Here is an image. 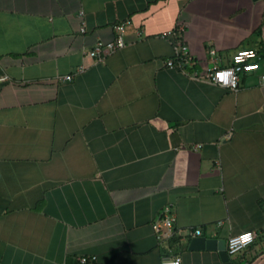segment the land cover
<instances>
[{
  "label": "crops",
  "instance_id": "1",
  "mask_svg": "<svg viewBox=\"0 0 264 264\" xmlns=\"http://www.w3.org/2000/svg\"><path fill=\"white\" fill-rule=\"evenodd\" d=\"M177 26L192 65L167 64ZM241 48L261 66L237 91L201 78ZM263 73L264 0H0V264H225L192 238L246 230L231 260L264 264Z\"/></svg>",
  "mask_w": 264,
  "mask_h": 264
},
{
  "label": "built area",
  "instance_id": "2",
  "mask_svg": "<svg viewBox=\"0 0 264 264\" xmlns=\"http://www.w3.org/2000/svg\"><path fill=\"white\" fill-rule=\"evenodd\" d=\"M129 20H123L114 25L116 36L113 40L110 41H104V40H98L94 44V46L87 52V55L93 60L97 62H103L106 60V58L111 55L112 53L123 49L127 45L126 41V34H127V25H129ZM82 32L85 31V27L81 28ZM185 28L184 26H177L173 27L172 29H169L167 31H164L161 36L168 38L172 37L175 38V59H170L168 61L169 67H184L187 65H192L195 63V59L189 49V46L187 43L183 40V32ZM247 53L251 52L252 55L248 56L245 55L243 57V60L240 63H237L235 61V56L239 55L240 53ZM217 51L215 49H211V54L215 56ZM260 55L256 49H238L237 52L233 56V63L229 66H219L215 64L213 67L208 68L205 75H203L201 78L205 80L212 81L220 86L229 88L231 90L237 91L240 86V76L243 73L251 72L260 69ZM86 69L85 65H81L78 67L77 71L75 73L69 74L64 76L63 78L66 80H72L77 73H82ZM231 70L232 76L229 77V83L225 84L224 82L220 81L219 79V73L225 70ZM196 78L200 77L198 74L194 75ZM7 78V77H5ZM234 78V82H233ZM260 82L264 84V73L260 76ZM200 146V145H198ZM176 221L175 214L172 211V208L170 206H167L162 211V214L156 219V221L153 223V229L158 236L159 240H166L173 236L174 234V223ZM242 233H251V239L247 244H240L239 241H237L236 245L229 246L227 244V251L229 255H235L239 253L240 251L246 249L250 245H252L255 242V239L257 237L256 233L252 230H246L239 234H235L229 237L228 241H230L233 237H239ZM197 235L201 234V230L198 229L196 231ZM177 258L180 260V264H182V257L180 255H174L171 257H166L163 259L162 264H175ZM82 264H87L90 262L96 261V257H87L83 256L80 259Z\"/></svg>",
  "mask_w": 264,
  "mask_h": 264
},
{
  "label": "water",
  "instance_id": "3",
  "mask_svg": "<svg viewBox=\"0 0 264 264\" xmlns=\"http://www.w3.org/2000/svg\"><path fill=\"white\" fill-rule=\"evenodd\" d=\"M227 241L222 239H212L203 236H195L192 238L189 249L191 250H217L222 261L225 264H235L228 254Z\"/></svg>",
  "mask_w": 264,
  "mask_h": 264
},
{
  "label": "clouds",
  "instance_id": "4",
  "mask_svg": "<svg viewBox=\"0 0 264 264\" xmlns=\"http://www.w3.org/2000/svg\"><path fill=\"white\" fill-rule=\"evenodd\" d=\"M245 55L251 56L252 53L251 52H247V53L242 52L239 55L235 56V61L237 63H240L243 60V57ZM218 76H219L220 81L224 82L225 84H228L229 83V77L232 76V72L230 69L225 70V71L220 72ZM233 82H234V78H233ZM250 239H251V233H242L239 237H233L230 241H227L226 243L229 246L236 245L237 241H239L240 244H247L250 241ZM175 264H180L179 258H177Z\"/></svg>",
  "mask_w": 264,
  "mask_h": 264
}]
</instances>
